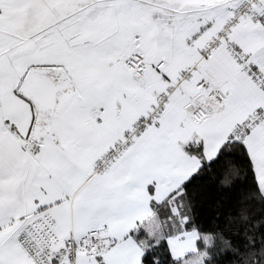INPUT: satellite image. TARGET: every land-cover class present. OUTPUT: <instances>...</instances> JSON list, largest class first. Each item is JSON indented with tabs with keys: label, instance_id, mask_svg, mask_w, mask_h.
Here are the masks:
<instances>
[{
	"label": "snow or ice",
	"instance_id": "obj_1",
	"mask_svg": "<svg viewBox=\"0 0 264 264\" xmlns=\"http://www.w3.org/2000/svg\"><path fill=\"white\" fill-rule=\"evenodd\" d=\"M0 264H264V0H0Z\"/></svg>",
	"mask_w": 264,
	"mask_h": 264
}]
</instances>
